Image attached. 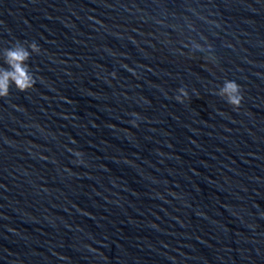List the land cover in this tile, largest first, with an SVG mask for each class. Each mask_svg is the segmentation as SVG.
Listing matches in <instances>:
<instances>
[{
    "label": "water",
    "instance_id": "1",
    "mask_svg": "<svg viewBox=\"0 0 264 264\" xmlns=\"http://www.w3.org/2000/svg\"><path fill=\"white\" fill-rule=\"evenodd\" d=\"M33 41L0 264H264V0H0V67Z\"/></svg>",
    "mask_w": 264,
    "mask_h": 264
},
{
    "label": "clouds",
    "instance_id": "2",
    "mask_svg": "<svg viewBox=\"0 0 264 264\" xmlns=\"http://www.w3.org/2000/svg\"><path fill=\"white\" fill-rule=\"evenodd\" d=\"M29 48L34 52L40 51V47L35 41L30 42L28 48H25L22 44H18L5 50L4 62L8 67H0V97L8 95L11 83H15L20 91H25L35 84L34 74L29 70V65L25 63L31 55ZM240 89L241 86L236 81L228 80L225 81L220 94L227 96L230 105L238 107L243 98ZM181 92L185 97L187 96V93L183 89ZM175 99L183 102L180 96H177ZM132 123L135 124L136 121L133 120ZM75 155L80 157L82 154L76 151Z\"/></svg>",
    "mask_w": 264,
    "mask_h": 264
}]
</instances>
